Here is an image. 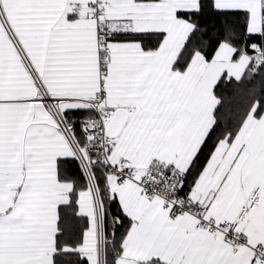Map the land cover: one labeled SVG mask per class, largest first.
<instances>
[{
    "label": "snow or ice",
    "instance_id": "1",
    "mask_svg": "<svg viewBox=\"0 0 264 264\" xmlns=\"http://www.w3.org/2000/svg\"><path fill=\"white\" fill-rule=\"evenodd\" d=\"M0 264H264V0H0Z\"/></svg>",
    "mask_w": 264,
    "mask_h": 264
}]
</instances>
